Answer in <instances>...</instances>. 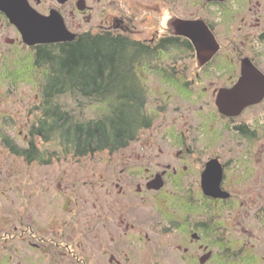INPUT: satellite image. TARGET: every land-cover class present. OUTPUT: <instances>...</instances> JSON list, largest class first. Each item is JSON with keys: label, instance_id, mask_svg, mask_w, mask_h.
<instances>
[{"label": "flooded vegetation", "instance_id": "flooded-vegetation-1", "mask_svg": "<svg viewBox=\"0 0 264 264\" xmlns=\"http://www.w3.org/2000/svg\"><path fill=\"white\" fill-rule=\"evenodd\" d=\"M27 1L43 14H50L53 10L60 11L69 29L78 36L91 33L90 37L95 40L109 41L111 65L108 70L120 68L125 63L126 67L123 68L129 73V84L146 90L145 102L148 100V85L153 84L148 78L150 72L162 76L161 81L157 82V88L164 85L179 92L180 97H175L165 91V97H171L168 101L172 103L174 110L181 113L172 116V119L163 118V124L156 130L159 142L149 140V145H146L148 154L137 157L144 158V161L111 162L107 164L110 167L100 174L99 178L106 181H101L99 186L111 194L117 189L118 195L124 201L128 200L127 205H122L123 209L120 207L115 212L121 201L116 195L117 203L110 206L112 213L105 215L109 220L116 221L118 228L123 229L118 237L110 230L111 236L107 243L115 241L118 248L121 243H134V247L139 250L144 244L148 249L144 256L134 253L132 258H121L116 250L110 251L109 264H245L244 258L249 253L259 257V263L264 264V202L261 204L260 201L264 195L260 196L258 189H253L243 197L237 193L236 187L250 178L257 180L259 177L263 154L259 125L244 120L243 114L262 101L247 106L237 115L222 113L217 104L220 91L235 86L240 80L246 58L251 59L264 73L263 51L238 56L235 52L224 49V44L219 40L218 27L225 24V21L233 23L242 17V20L246 19L245 26L252 24L260 29L257 37L264 43V0ZM245 4L249 20L244 13L241 14ZM182 5L185 8L182 9ZM227 8H232L234 14L226 17ZM6 25L15 31L14 37L6 39L13 49L21 46L35 50L34 55H25V58L30 56L31 67L34 61L42 60L43 47L28 45L19 28L0 8V67L6 54L2 32ZM209 31L214 36L215 44L204 41L198 47L193 37L198 40ZM182 57H190L196 65H182ZM188 71L196 75L194 80L188 81L182 77ZM226 74L231 79L225 78ZM183 87L187 88L188 93L190 91V96L183 91ZM176 101L181 103L174 104ZM206 101H211L214 108L206 109ZM163 110L166 111L164 108ZM144 117L145 124L140 130L153 127L156 121L148 112ZM215 119L232 121L233 130L226 131L225 123L211 122ZM139 132L127 146L137 140ZM228 139L243 145L228 146ZM203 150L209 152L206 159L202 157L205 153ZM226 154L229 156L226 157ZM165 156L166 159L162 160ZM146 158H149V162H145ZM214 159H218L223 166L221 186L227 196H213L205 192L204 172L208 162ZM245 160L254 169L252 173H248L245 181L237 183L235 171L241 173L237 166ZM159 177L162 186L157 188L153 186V182ZM165 195L175 196L174 205L162 209L160 202L166 204L168 201ZM138 198L154 203L152 214L132 213L133 203L138 205ZM240 203L248 208L233 209ZM65 218H68L67 214L60 216L63 223L68 222ZM149 223H152L150 228ZM154 229L156 233L152 231ZM58 232L59 234L54 235H29V243L35 250L34 258L29 264H47L45 255L50 251L51 245L61 249L69 248L71 244L81 245L80 239L84 232L80 236H74L76 242L68 241L66 227ZM16 264L23 263L19 260Z\"/></svg>", "mask_w": 264, "mask_h": 264}, {"label": "rangeland", "instance_id": "rangeland-1", "mask_svg": "<svg viewBox=\"0 0 264 264\" xmlns=\"http://www.w3.org/2000/svg\"><path fill=\"white\" fill-rule=\"evenodd\" d=\"M183 8H185L184 5H182ZM247 11L245 4L241 14L244 13L249 20ZM232 14H234V10L227 8L225 16L229 17ZM244 22L246 19L242 20L240 17L236 22L225 21V24L219 25V40L224 44V49L235 52L238 56L261 50L264 53V43L257 37L260 29L252 24L245 26ZM2 32L6 54L0 67V263L16 264L21 260L23 264H29L35 252L29 243V235L31 233L59 234L58 230L63 231L65 227L69 242H76L74 236H80L84 232L80 239L81 245L71 244L69 248L65 249L51 245L50 251L45 255L47 264H109L108 253L114 250L116 253H120L121 258L124 256L132 258L134 253L144 256L148 252L144 244L139 250L134 247V243L132 245H130L131 243L126 245L121 243L119 248L115 241L107 243L111 233L118 237L123 229L118 228L117 222L113 219L109 220L105 215L109 216L112 213L110 206L112 203L114 205L117 203L118 197L121 201L117 204L115 212L120 207L123 209L122 205H127L128 200L124 201L118 195L117 189H114L116 193L112 191L111 194L99 186L101 181H106L99 177L103 171H106V168L110 167L107 164L111 162L144 161V158L137 159V157L148 154L146 145H149V140L155 139L159 142L156 130L163 124V118L171 117L172 119V116L181 113L175 111L172 103L168 101L171 97H165V91L168 92V95L180 97L178 90L164 85L157 88L162 76L154 72L147 73L149 81L153 84L148 85V100L145 102V107L146 112L156 119L153 127L139 129L137 140L116 154H111L109 151L89 157H76L64 152L63 154L61 145H59L60 139L57 136L52 137L50 141H44L40 135H33L31 132L34 126L40 124L39 118L44 116L46 103L44 102L43 88L46 83L48 66L44 62L38 64L39 62L36 60L31 67L30 56L25 58V55H34L35 50L31 47L21 46L18 49H13L6 39L14 37L15 31L11 26L6 25ZM53 50L57 51L58 48ZM33 58L32 56V60ZM262 60L264 61V57ZM181 64L193 66L196 65V62L190 57H182ZM191 71L185 72L182 77L188 81L194 80L196 75ZM224 77L231 79L228 74ZM183 91L188 93L185 87H183ZM190 94L189 91L188 96ZM55 101L83 119L99 118L108 113L109 109L108 103L99 98H85L74 89L57 95ZM180 103V101H176L174 104ZM208 108H214L211 101H206V109ZM182 112L185 113L184 110ZM193 113L195 114V111ZM243 117L244 120L247 119L250 123L256 122V125H259L262 141L260 148L263 154H261L258 179L250 178L244 184H237V193L245 197L253 189H258L261 196L264 195V101L248 109ZM211 122L225 123L226 131L233 130L232 121L215 119ZM4 136H10L23 147H27L28 141L33 138L43 151L44 149H46L45 151L55 149L59 158L54 157L49 164L40 163L39 160L29 161L10 151L3 142ZM228 140V146L241 147L243 145L236 140ZM203 152L205 151L203 150ZM208 154L209 152H205L202 157L206 159ZM227 156L229 155L226 154ZM166 157L162 160H165ZM145 162H149V158H146ZM253 169L252 164L246 160L239 162L237 170H240L241 173L235 171L234 175L237 183L245 181L248 173H252ZM233 189L237 191L236 188ZM165 198L168 199L166 204H162V202L159 204L162 209L174 205V195H165ZM137 201L138 205L135 206L136 203H133V214H152L151 211L155 208L153 202H145L141 198H138ZM260 201L263 204L264 196L260 198ZM244 207L248 208L247 205ZM244 207L240 203L233 209L241 210ZM66 214L68 218L65 219L68 222L63 223L60 216ZM99 214L101 217H98ZM55 224L59 226H54ZM151 225L152 223H149L148 228ZM24 230L25 232H23ZM152 231L156 233L155 229ZM102 243L107 244L102 246ZM250 255L249 253L245 256V264H260L259 257L253 255L250 257ZM3 260L6 262H2Z\"/></svg>", "mask_w": 264, "mask_h": 264}, {"label": "trees", "instance_id": "trees-1", "mask_svg": "<svg viewBox=\"0 0 264 264\" xmlns=\"http://www.w3.org/2000/svg\"><path fill=\"white\" fill-rule=\"evenodd\" d=\"M90 36L92 34L87 33L73 41L40 44L44 53L42 60L38 59V64L44 62L48 66L43 88L46 104L44 116L39 118L40 124L31 132L40 135L44 141L57 136L61 153L76 157L124 148L145 124L146 90L129 84V73L123 68L125 63L109 71L110 42ZM54 48L58 50L54 51ZM70 89L85 98H99L108 103V113L92 119L77 117L55 101L57 95ZM3 142L12 153L29 161L39 160L46 164L54 157L59 158L55 149L43 151L33 138L27 147L17 144L10 136H4Z\"/></svg>", "mask_w": 264, "mask_h": 264}, {"label": "water", "instance_id": "water-1", "mask_svg": "<svg viewBox=\"0 0 264 264\" xmlns=\"http://www.w3.org/2000/svg\"><path fill=\"white\" fill-rule=\"evenodd\" d=\"M0 8L19 28L28 45L68 42L78 37L76 32L69 29L64 16L58 10H53L50 14H43L31 6L27 0H0ZM193 39L198 47L204 41L215 44L214 36L210 31L198 40L195 37ZM263 100L264 73L254 65L251 59L246 58L240 80L235 86L223 88L220 91L217 104L222 113L237 115L247 106ZM223 175L224 169L218 159L208 162L203 178L204 189L207 194L213 196L228 195L221 186ZM153 186L157 188L162 186L160 177L153 182Z\"/></svg>", "mask_w": 264, "mask_h": 264}]
</instances>
